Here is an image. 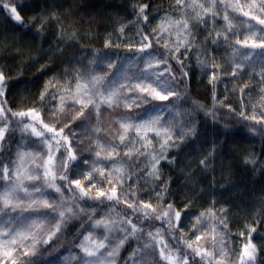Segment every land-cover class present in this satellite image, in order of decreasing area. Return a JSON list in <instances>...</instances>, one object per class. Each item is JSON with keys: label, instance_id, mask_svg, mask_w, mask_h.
Masks as SVG:
<instances>
[{"label": "snow or ice", "instance_id": "6c2138e0", "mask_svg": "<svg viewBox=\"0 0 264 264\" xmlns=\"http://www.w3.org/2000/svg\"><path fill=\"white\" fill-rule=\"evenodd\" d=\"M174 2L177 10L183 11L181 19L165 17L152 30L161 33L156 37L159 43L164 40V33L171 36L170 29H177L176 41H165L161 45L167 54L157 55L152 38L144 35L142 30L137 32L140 35L138 43L126 45L128 51L139 54L138 59L142 64L139 76H129L119 62L109 60L106 65L100 66L102 62L90 61L96 67L81 64L79 69H72L70 79L53 76L47 80L36 98L41 103L39 108L35 107L34 100L33 106L14 111L8 107L9 101L4 99L8 89L7 77L0 71V264H39L38 256L40 261L50 264H118L121 250L131 239H140L144 234L141 225L149 219L163 221L167 228L162 226L148 231V239L131 251L124 264H196V257H199L200 264H255L257 246L253 243V233L257 232L256 227L248 225L247 233H238L246 239L233 259L224 242V234L218 230L217 224L211 223L218 221L227 227L214 209H206L195 217L189 235L185 231L182 211L173 204L165 207L162 194L157 193L158 199L153 203L140 198V189L132 184L125 187V182L132 179L133 173L122 161L118 162L121 152L114 141L118 140L119 145L126 149L123 157L131 160L137 155L149 156L150 171L147 175L159 179L158 166L162 159L167 158V150L175 146L177 140L195 135L194 124L191 127L183 126L174 122L175 117L172 121H165L160 114L174 108L182 98L176 90V85L181 81L177 80L169 59L180 66L181 76H187L183 71V53L180 49L187 50L190 44L188 35L191 30L186 18L189 10L193 14L191 19L198 22L203 23L205 17L213 18V32L209 36L214 44L224 41L233 49L234 57L239 55L244 60H250L259 50L264 59V0ZM0 5L9 9L16 22L24 24L15 6L4 3V0H0ZM25 5L27 0L21 7ZM218 5H223V8ZM134 7L138 8L137 16L147 21V5ZM218 16L223 24L216 27L215 18ZM124 28L121 25V34ZM104 46H113L110 38L106 39ZM198 63L202 68L212 69L208 82L213 88V105L225 108L228 113L238 117L236 122L243 123L252 134L264 133V71L257 91L251 90L250 83L233 85L232 91L238 93L239 101L238 106L233 107L231 102H225L228 97H216V82L222 74L233 78L240 75L238 70L242 65L233 63L230 69L222 73V65L215 60L210 63L198 60ZM27 91L25 86L16 95L19 97ZM49 98L57 101L51 109L48 107ZM193 103L196 110L215 116L214 111L205 110L198 102ZM104 107L113 112L124 109L109 121L108 128L101 127ZM157 108L160 111L155 114L143 115ZM93 115L96 117L94 124ZM180 115V112L175 113V116ZM73 125L82 127L85 134L88 131L95 133L96 138L85 135L87 144L85 139L75 140ZM17 128L22 134L21 140L17 142L14 153H6L8 142L13 140L10 134ZM109 130L115 135L105 142L100 137L110 135ZM137 143L140 147H136ZM156 144L159 145L158 151ZM84 153L94 155L95 159H89ZM207 159H201L200 165L207 167ZM101 160L112 161L111 167L101 166ZM66 191L71 195L66 196ZM81 201L94 203L81 204ZM105 202L122 204L125 209L131 210L133 216L139 214L143 219L138 222L126 212H117L114 207L99 215L96 208ZM85 214L91 230L74 245L79 253L68 250L69 254L63 255L59 244L61 235L71 221ZM206 218L209 220L207 230L203 227ZM80 227L83 228L84 224ZM165 232L169 236L179 233L174 238L179 240L182 248L172 245L166 239ZM186 250L192 255L189 256Z\"/></svg>", "mask_w": 264, "mask_h": 264}, {"label": "trees", "instance_id": "16d2710c", "mask_svg": "<svg viewBox=\"0 0 264 264\" xmlns=\"http://www.w3.org/2000/svg\"><path fill=\"white\" fill-rule=\"evenodd\" d=\"M10 6H15L21 15L24 24L16 22L8 8L0 5V71L7 77L8 89L4 99L9 101L8 107L14 111L20 107H31L47 80L53 76L62 79H70L72 69H79L81 64L88 67H96L90 61L102 62L104 66L111 60L119 62L129 76H139L142 64L138 59L139 54L128 51L126 45L138 43L142 30L144 35L152 38L156 54L165 53L161 46L165 41L175 42L176 28L172 27V35L164 33V40L156 42V37L161 33L152 30L161 23L165 17L179 20L183 16L182 10H177L174 0H27V5L21 7L24 0H4ZM147 5L145 21L137 16L138 8L134 5ZM30 5V6H28ZM223 8V5H218ZM231 13V10L229 9ZM193 14L189 10L190 44L187 48H181V59L184 62L183 71L187 76H181L180 66L175 60L169 59L177 80L176 85L181 99L176 102L171 110L160 112L165 121L180 123L183 126L195 125V135H189L184 140H177L175 146L167 150L166 159L159 163V179H153L147 175L150 171V157L146 155L134 156L131 160L123 157L126 150L114 141L121 152V162L127 166L128 171L133 173L132 179L125 182V187L132 184L140 189L138 196L146 201L156 203L157 193L163 195V204H173L177 210L182 211L185 220V231L191 234V224L200 212L212 208L216 215L223 219L224 224H217L218 230L224 234V242L227 244L233 259L238 255L246 237L238 233H247L246 226L257 228L253 233V243L257 246L255 264H264V133L252 134L243 123H237L238 117L228 113L227 109L213 105V88L208 82V74L211 68H202L198 63L205 61L210 63L215 60L222 65L221 72L231 68L233 63H240L238 70L240 75L233 78L230 75H221L216 82L215 95L218 99L228 97L226 103L231 102L233 107L238 106V93L233 92V85L250 83L252 91H257L261 83V73L264 71V59L259 50L250 60H244L241 56H233V49L224 41L212 42L209 33L213 32V18L205 17L203 23L191 19ZM233 15H235L233 13ZM238 22V21H237ZM223 20L215 18V26L219 27ZM124 25V33L119 29ZM240 29H238L239 31ZM111 39L113 46L106 48V39ZM207 38V39H206ZM120 45V47H115ZM167 54V53H165ZM42 69V70H41ZM67 70V75H66ZM155 79L154 77L152 78ZM27 87V92H22L17 97L18 90ZM107 86V85H106ZM193 102H198L207 111H214L215 116L206 115L203 110H196ZM57 101L49 98L48 107L51 109ZM41 103L36 100L35 107ZM140 111V110H137ZM160 109H150L144 116L155 114ZM124 112L118 109L102 108L101 127L108 128L109 121ZM180 112V116H175ZM95 115L92 117L95 123ZM113 127H116L115 125ZM76 132L75 140L85 139V135L96 138V134L88 131L86 134L82 127L73 125ZM110 135H101L105 142L110 141L115 132ZM179 132V129H176ZM13 140L6 146V153H14L17 142L22 134L18 128L10 134ZM26 135V134H24ZM35 139V138H33ZM88 141L85 139V144ZM155 144V141H153ZM136 147H140L139 143ZM158 151L159 145H155ZM143 151V149H142ZM209 153H212L209 155ZM89 159H95L89 155ZM207 157V167L200 165L199 161ZM246 161H255L249 163ZM101 166L111 167L112 161L101 160ZM98 179H100L98 177ZM55 196V193H52ZM70 196V192H65ZM81 204H93V201H81ZM117 212L127 213L138 222L143 218L139 214L133 216L131 210L125 209L124 205H115L114 202H105L98 205L96 210L99 215H104L110 208ZM220 209H224L223 212ZM89 209V213H90ZM15 215V213H13ZM190 218V219H189ZM87 214L78 220L71 221L61 235L59 244L63 255H68L71 250L79 253L74 247L83 239L91 229L87 223ZM84 224L81 228L80 225ZM209 220L206 218L203 225L207 230ZM143 235L140 239H131L121 250V259L124 261L131 251L143 244L148 238V231L167 225L163 221L144 220L142 223ZM179 233L169 236L165 232L166 239L174 246L181 247L179 240L174 238ZM103 251V250H102ZM191 256V252L186 250ZM47 255V253H42ZM39 264H50L40 261ZM196 264H200L196 257Z\"/></svg>", "mask_w": 264, "mask_h": 264}]
</instances>
